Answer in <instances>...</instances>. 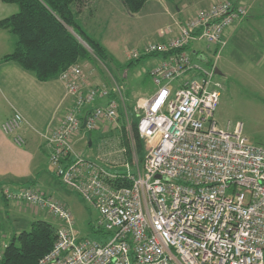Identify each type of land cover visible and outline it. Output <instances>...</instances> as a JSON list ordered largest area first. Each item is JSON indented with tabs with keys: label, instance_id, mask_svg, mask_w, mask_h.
<instances>
[{
	"label": "built area",
	"instance_id": "2783aa9c",
	"mask_svg": "<svg viewBox=\"0 0 264 264\" xmlns=\"http://www.w3.org/2000/svg\"><path fill=\"white\" fill-rule=\"evenodd\" d=\"M247 12L232 0L212 3L184 21L175 18L159 31L166 38L131 51V58L168 53L150 70L158 88L135 105L142 165L129 127V147L121 152L132 160L122 162L124 168L75 151L83 129L107 130L125 102L119 84L112 90L119 98L110 97L111 91L88 83L79 64L60 73L72 103L41 135L56 176L98 208L100 234L80 236L67 204L50 193L5 189L7 199L60 220L52 248L36 264H264V146L251 143L241 125L220 127L215 117L224 33ZM196 40L218 46L216 60H198L187 49ZM99 98L109 100L94 103ZM24 122L15 111L2 125L19 145L26 141ZM130 122L127 115L126 126ZM3 255L0 248V261Z\"/></svg>",
	"mask_w": 264,
	"mask_h": 264
},
{
	"label": "rangeland",
	"instance_id": "374dc122",
	"mask_svg": "<svg viewBox=\"0 0 264 264\" xmlns=\"http://www.w3.org/2000/svg\"><path fill=\"white\" fill-rule=\"evenodd\" d=\"M218 1L222 0H159V4L168 8L173 15H175L177 6L183 7L175 18L184 21L195 10L197 12L198 9ZM241 1L242 3L247 2V0ZM156 2V0H149L148 7H145L146 10L144 8L134 13L129 11L120 0H85L78 14L79 23L107 51L105 58L97 57L94 63L83 62L81 66L86 76L94 78L93 80L100 87L109 91H112L117 84L122 87L121 95L129 106L128 116L131 122L140 120V114L135 111L136 101L140 97L152 95L158 88L149 72L159 63L160 56L143 57L130 64L132 60L130 53L133 49H141L146 43L159 39L156 25L162 21V17L159 19V17L147 15L149 12L158 11V9L154 10L158 4ZM201 3L205 4L201 5ZM13 6L19 9L17 4L13 3ZM160 12L164 13L166 10L161 8ZM251 13L250 20L244 21L241 29L237 30L231 41L222 47L217 60L215 44L207 47L208 42L201 40L195 41L192 47L205 50V55L216 60V67L222 72L221 74L216 73V79L220 82V99L215 112L218 125L225 127L230 122L231 129L236 125H241L243 135L251 143L264 146V0H255ZM167 21L172 22L170 18ZM1 30L3 29L0 28ZM10 34L16 38L14 33ZM2 37L5 39V35ZM98 102L99 99L94 101V103ZM5 110H0V116ZM123 114L126 117L124 109ZM105 124L108 128L106 132L102 126L90 132L84 131L85 135L91 138L92 145L86 144L85 139V143L75 145L76 150L82 153V156L94 161L109 165L116 164L117 168H121L122 162L126 160L131 163L132 154L129 151L123 154L121 149L128 150L129 143L125 141L123 131L125 130L127 135V128L134 129L133 125L126 126L125 124L123 129L119 119ZM118 132L119 135H117ZM137 152L140 165H142L145 155L144 141H142L140 151L137 147ZM46 165L51 173L46 172L43 179V192L50 191L54 197L67 204L80 236L97 237L92 229L96 226L100 216L98 208L85 200L78 192L66 186L56 176L44 156L43 167ZM40 218L48 220L56 227L60 224V220L46 210L34 212L29 207L27 208L24 202L17 203L14 200L2 199L0 202V248L2 249L3 244L6 241L9 242L15 234L29 229L32 221Z\"/></svg>",
	"mask_w": 264,
	"mask_h": 264
},
{
	"label": "trees",
	"instance_id": "16d2710c",
	"mask_svg": "<svg viewBox=\"0 0 264 264\" xmlns=\"http://www.w3.org/2000/svg\"><path fill=\"white\" fill-rule=\"evenodd\" d=\"M17 4L15 13L0 19V28L7 29L16 35L13 51L2 56V60H14L21 67L46 81L57 77L71 65L83 62L94 63L107 56V51L79 23L78 14L85 0H2ZM131 12H140L148 0H122ZM235 3V2H234ZM218 47V46H216ZM168 53H148L132 58L130 64L148 56L165 58ZM150 73V72H149ZM151 75V74H150ZM111 97L119 96L111 91ZM129 114V106L123 104L118 119L123 129ZM137 123L133 121L138 151L142 141L137 133ZM125 141L128 142L126 132ZM4 199L7 198L4 196ZM97 237L99 232L92 229ZM57 235V227L43 218L31 222L30 228L15 234L4 247V255L0 264H36L40 257L53 246Z\"/></svg>",
	"mask_w": 264,
	"mask_h": 264
},
{
	"label": "crops",
	"instance_id": "0c3cea01",
	"mask_svg": "<svg viewBox=\"0 0 264 264\" xmlns=\"http://www.w3.org/2000/svg\"><path fill=\"white\" fill-rule=\"evenodd\" d=\"M156 1L158 4L154 10L158 9V11H155V13L149 12L147 15H153L159 17V19L162 17V21L156 25V31L159 33L162 28H165L170 23L167 21L168 18L172 21L182 11L183 7H172L175 8V15H173L168 11V8H164L159 4V0ZM232 1L244 5L248 12L240 21H236L232 26L226 28L224 33L226 44L228 41H231L237 30L241 29L244 21L250 20L252 17L251 12L255 6V0H247L246 3H242L241 0ZM203 4L205 3H201V5ZM147 5L148 2L145 7ZM161 8L166 10L165 14L163 12L159 13ZM16 10L18 11L16 6H13V3H6L0 0V19L15 13ZM10 33L12 32L7 29L0 31V110L6 109L4 114L0 116V192L3 190L1 194L2 199H4L3 192L5 189L15 191L21 187H29L43 192V179L46 172L51 173V170L48 165L43 167L44 156H46L49 163V151L41 134L52 128L72 103V98L67 95L66 86L59 76L41 81L34 73L21 67L18 62L14 60H2V56L13 51L15 47L16 38ZM2 35H5V39H3ZM157 37L159 38L157 40H161L167 36L163 37L157 34ZM194 42H190L187 49L198 60H208L209 58L205 55V50L192 47ZM93 79L87 77L88 83L90 85H98ZM108 100L109 98H99L98 104H106ZM15 111H19L25 118L21 133L26 141L22 145L17 144L13 136L7 134L2 127L3 122L12 116ZM102 129L106 132L104 127ZM84 131L86 130L83 129L74 139V149L77 153L80 152L76 150L75 145L81 142L85 143V139L86 144L92 145L91 138L85 135ZM111 132L113 133V131ZM119 134L118 132L117 135ZM44 192L52 194L50 191ZM29 209L37 212V210L30 207ZM6 243L7 241L3 244V248Z\"/></svg>",
	"mask_w": 264,
	"mask_h": 264
},
{
	"label": "water",
	"instance_id": "95a60500",
	"mask_svg": "<svg viewBox=\"0 0 264 264\" xmlns=\"http://www.w3.org/2000/svg\"><path fill=\"white\" fill-rule=\"evenodd\" d=\"M216 73L221 74L222 72H221V70H219V69L216 67ZM85 121H86V119H84V123H83V125H82V128L85 127Z\"/></svg>",
	"mask_w": 264,
	"mask_h": 264
}]
</instances>
